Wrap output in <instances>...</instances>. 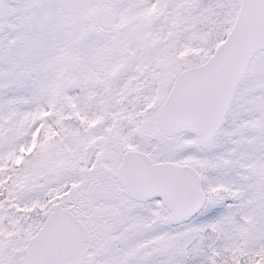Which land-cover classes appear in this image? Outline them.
<instances>
[{
    "label": "snow or ice",
    "instance_id": "1",
    "mask_svg": "<svg viewBox=\"0 0 264 264\" xmlns=\"http://www.w3.org/2000/svg\"><path fill=\"white\" fill-rule=\"evenodd\" d=\"M0 264H264V0H0Z\"/></svg>",
    "mask_w": 264,
    "mask_h": 264
}]
</instances>
